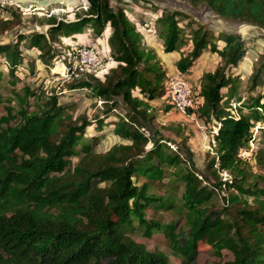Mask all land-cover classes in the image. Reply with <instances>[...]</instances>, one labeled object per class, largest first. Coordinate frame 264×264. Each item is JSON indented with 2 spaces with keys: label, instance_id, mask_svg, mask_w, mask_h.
<instances>
[{
  "label": "trees",
  "instance_id": "16d2710c",
  "mask_svg": "<svg viewBox=\"0 0 264 264\" xmlns=\"http://www.w3.org/2000/svg\"><path fill=\"white\" fill-rule=\"evenodd\" d=\"M183 1L192 10L204 8L220 18L264 29V0ZM88 3L85 15L77 21L52 19L47 35L21 36L18 45L28 39L40 51L42 63L53 68V43L85 30L100 36L109 27L108 44L117 66L105 81H76L69 89L86 90L107 104L103 118L96 119L97 129L104 127L116 107L128 109L114 123L115 133L127 143L99 156L95 145L101 137L85 142L91 122L84 117L73 121L57 96L43 101L25 87L24 96H17L20 107H7V114L0 116V264H171L167 254L137 242L132 235L138 232L146 237L163 232L181 264L196 263L200 243L215 250L218 261L213 264H264V148L254 154V166L260 172L242 155L257 142L254 128L264 127V93L237 98L241 75L234 72L246 55V39L236 32H216L199 20L195 21L198 28L188 36L178 27L179 20L194 15L151 3L152 9L162 10L156 23L163 25L166 51H176L187 41L193 45L179 60V72L189 71L205 52L225 62L202 76L204 106L198 114L209 120L215 145L210 147L214 157L201 170L182 144L187 139L179 143L152 125L156 117L149 115L150 103L167 95L169 75L155 49L146 44L142 31L122 8L114 9L110 0ZM18 45H0V81L4 62L10 66V79L16 78L24 60ZM74 54L67 59L69 71ZM28 72L35 74L33 64ZM263 76V69L252 73V92L262 86ZM31 97L36 99L33 111L24 107ZM148 143H152L150 149ZM72 158H78L75 166ZM222 173L228 174L226 181ZM142 178L147 181L141 183ZM166 178L173 189L183 186L187 233L176 224L147 218L149 210L174 208L171 197L150 193V183L165 185ZM224 189L225 205L217 208L212 201ZM225 250L232 254L229 261L223 259Z\"/></svg>",
  "mask_w": 264,
  "mask_h": 264
},
{
  "label": "rangeland",
  "instance_id": "374dc122",
  "mask_svg": "<svg viewBox=\"0 0 264 264\" xmlns=\"http://www.w3.org/2000/svg\"><path fill=\"white\" fill-rule=\"evenodd\" d=\"M6 4L0 7V45L9 44L18 45L21 36L30 37L34 34L47 35L50 27L49 23L52 19L62 22L77 21L78 17H82L89 7L88 0H5ZM154 2L162 7H167L171 11H187L188 14L194 15L193 19L181 18L178 27L184 31V34L191 36V31L198 28L195 21L199 20L203 26L210 27L214 31L236 32L241 34L246 39V55L242 60L241 67L234 72L241 75V80L238 84L237 98L247 99L252 93H264V76L262 86L252 92V80L250 76L254 71L263 69L264 71V29L256 25L235 21L233 19H224L215 15L213 12L200 8L192 10L189 8V3L183 0H110L111 6L114 9L122 8L126 16L142 33L147 37L149 44H152L158 52L165 57L168 65L177 67L181 57L190 53L193 45L190 42L173 52H167L164 44V37L161 36L163 25L156 23L157 18L162 14V10L151 8V3ZM154 27L156 30L149 29ZM109 27L105 28L100 36H96L93 30H85L83 33H78L71 36H63L57 43H53L56 49V56L53 59V68L46 67L38 58L40 51L31 47L28 39L20 42L19 50L24 57L21 67L16 71V78L10 79L8 76L9 64L1 65V70L5 75L0 81V116L7 114V107H14L17 110L19 101L17 96H24V88L27 87L31 92L35 91L37 96L43 101H48V98L58 97L59 104L68 107L67 113L73 118V121H78L80 117H84L92 123V126L87 128L85 134V142H90L92 136H100L101 139L95 145V151L99 156L105 155L113 146L127 143L121 136L115 133L114 123L118 121L120 115H126L128 109H122L120 106L113 110L111 117L105 121L104 127L100 130L96 128V119L103 118V114L107 112L109 107L102 99L93 98L90 92L86 90H70L69 86L82 80H93V78L105 81L110 75V70L117 66V63L111 58V49L108 44V38L111 33ZM157 31V32H156ZM218 45L222 43L217 42ZM88 46L93 48L98 56V61L95 67H88L80 72L73 65L72 71L68 70L67 59L78 48ZM0 59L1 56H0ZM198 61V60H197ZM70 62V59H69ZM29 64L35 66V74L31 75L28 72ZM75 64V62H74ZM195 70L212 71L215 65H224V60L215 53L205 52V54L197 62ZM173 70V69H172ZM194 87V86H193ZM195 90L197 89L194 87ZM35 98H30L28 103L24 105L29 111L36 109ZM240 104H236L238 107ZM109 106V105H108ZM149 115L155 116L153 126L163 131L168 137L176 138L181 143V139H187L182 143L189 151L191 143L195 137L189 132V122L187 124L179 121V115L174 113L167 103L166 96L156 99L150 103ZM234 114L236 110H233ZM206 134L208 149L205 154L196 157V165L199 169L205 170L207 163L214 157V153L210 149L212 143V134L207 125ZM263 124H258L254 128L255 139L257 142L250 144L249 151H243V156L251 160L252 165H255L254 154L259 148H264V127ZM263 129V130H261ZM180 133V134H177ZM152 143H148L147 149L151 148ZM174 145V144H173ZM213 145V144H212ZM211 145V146H212ZM175 146V145H174ZM81 148L80 146L78 147ZM172 149V148H171ZM174 150V149H173ZM192 155H194L192 153ZM194 158V157H193ZM78 163V158H72V166ZM255 172H260L259 168L254 166ZM229 177L221 174L222 181H226ZM145 178L141 179V183L146 182ZM173 183L170 178L165 179V185H156L150 183V193L171 197L173 199L174 208L160 211L149 210L147 218H154L163 224H176L179 229H183L187 233V225L182 208L181 197L183 186L172 188ZM164 186V187H162ZM225 189L217 193L212 204L217 208L225 205L224 201ZM251 206L257 208V204L252 198H247ZM264 199V195H263ZM137 241L144 243L149 250L159 251L167 254L171 259V264H181V261L174 257L169 248V242L163 232H155L152 237H146L143 232H138L132 235ZM232 254L227 250L223 251L224 261L231 260ZM218 261L216 252L207 243L199 244V256L195 264H213Z\"/></svg>",
  "mask_w": 264,
  "mask_h": 264
},
{
  "label": "built area",
  "instance_id": "2783aa9c",
  "mask_svg": "<svg viewBox=\"0 0 264 264\" xmlns=\"http://www.w3.org/2000/svg\"><path fill=\"white\" fill-rule=\"evenodd\" d=\"M6 2L7 1L5 0H0L1 5L6 4ZM72 58L75 62V69H79L81 71L87 69L88 67H95L98 61L96 51L88 46L76 49L75 54ZM166 87L167 103L169 106H171L174 111L180 112L184 115L191 117H196L198 115L199 109L204 106V101L200 96V89L195 90L192 83L187 78L186 73H181L178 71L169 74L167 76ZM141 131L145 135H149V132L146 129L143 128L141 129ZM168 145L172 149L176 150V146H174L173 144L168 143ZM211 145H215V140L213 139V137ZM223 174L228 176L227 173Z\"/></svg>",
  "mask_w": 264,
  "mask_h": 264
},
{
  "label": "crops",
  "instance_id": "0c3cea01",
  "mask_svg": "<svg viewBox=\"0 0 264 264\" xmlns=\"http://www.w3.org/2000/svg\"><path fill=\"white\" fill-rule=\"evenodd\" d=\"M111 34V33H110ZM144 35V34H143ZM147 40V37L144 35V41L146 42V44L149 47H152L155 49L157 55H158V60H160V63L164 66V68L167 70L168 74H172L178 71L177 67H170L165 59V57H163L158 50L152 46V44H149ZM200 59V58H199ZM198 59V61H199ZM195 62V64L193 65V67L186 72L187 78L190 80V82L192 83V85L194 87H196L197 89H200L201 86V81H202V76L204 75V73L206 72H214L216 70V68L218 67V64L215 65V67H213L214 69H212V71L209 70H195V67L198 65L197 62ZM173 69V70H172ZM172 109V108H171ZM173 110V109H172ZM174 113H177V111H174ZM177 115H179V121H182L183 123L187 124L189 122L190 128H189V132L187 133L188 135H190L189 133L192 134V137H195V140L193 143H191V153L194 154V160L196 161V157L205 154L206 150L208 149V139L207 137H209L206 134V130H207V124L208 121L207 118H203L201 117V112L200 114H198L196 117H191V116H187L184 115L182 113H177ZM207 141V142H206Z\"/></svg>",
  "mask_w": 264,
  "mask_h": 264
}]
</instances>
